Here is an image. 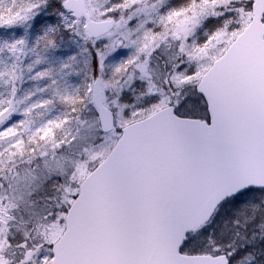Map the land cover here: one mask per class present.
I'll use <instances>...</instances> for the list:
<instances>
[{"label":"snow or ice","instance_id":"1","mask_svg":"<svg viewBox=\"0 0 264 264\" xmlns=\"http://www.w3.org/2000/svg\"><path fill=\"white\" fill-rule=\"evenodd\" d=\"M0 264H264V0H0Z\"/></svg>","mask_w":264,"mask_h":264}]
</instances>
